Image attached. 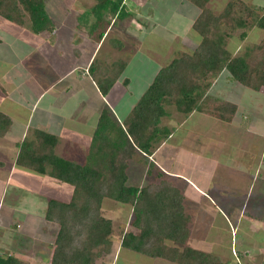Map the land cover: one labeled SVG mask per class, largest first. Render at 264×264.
<instances>
[{
	"label": "trees",
	"instance_id": "trees-1",
	"mask_svg": "<svg viewBox=\"0 0 264 264\" xmlns=\"http://www.w3.org/2000/svg\"><path fill=\"white\" fill-rule=\"evenodd\" d=\"M47 1L0 0V16L34 33L51 31L53 19ZM134 1L133 4L127 0H97L80 17L82 21L89 18L94 21L86 24L94 34L107 20H116L128 28L141 16L142 24L147 26L164 13L163 0ZM187 1L199 9L192 24L200 36L196 49L191 54L179 52L160 68L123 123L103 110L84 161L57 155L54 151L57 137L38 128L31 129L18 143L17 164L72 186L69 200L50 197L44 210V220L58 226L50 264H94L111 251L113 221L103 214L102 208L106 198L128 205L133 211L134 229L123 234L122 248L177 264H229L219 254L190 244L193 217L184 206L180 188L167 180L140 187L128 183L129 161L143 153L150 154L154 144L172 132L162 124V117L168 114L165 105L175 106L181 114L199 112L229 123L238 106L208 93L213 80L226 71L253 92H262L264 88V36L239 53L228 48L237 30L241 29V39L246 38L250 28L264 30V12L258 13L239 0L243 5L240 7L238 1L231 0L217 14L207 7L209 0ZM115 41L116 49L124 47L122 40ZM127 64L124 59L106 66L97 60L91 64V72L99 75L97 83L103 94H107ZM11 125V117L0 109V137L9 132ZM150 163L152 174L158 167L154 161ZM158 170L159 177L163 176L164 171ZM12 226L18 228L19 222ZM242 253L239 251L237 256ZM0 264L29 263L13 254H0Z\"/></svg>",
	"mask_w": 264,
	"mask_h": 264
},
{
	"label": "rangeland",
	"instance_id": "rangeland-1",
	"mask_svg": "<svg viewBox=\"0 0 264 264\" xmlns=\"http://www.w3.org/2000/svg\"><path fill=\"white\" fill-rule=\"evenodd\" d=\"M59 1H47L50 13L57 8ZM66 1L74 4L72 11L75 8L76 13L77 11L80 13L84 9L83 7H93L97 0ZM133 1L128 0V2ZM229 1L231 0H209L207 7L218 14ZM234 1L236 3L238 1L240 7L243 6L240 3L242 1V3L257 10L258 13L264 12V0ZM162 2L165 3L164 13L153 19V21L158 19L161 22L155 31L161 36L164 35L162 33L169 32L170 28L172 29L177 25L180 29L174 28L173 32L175 35L181 36L180 34L191 28L189 25L193 13L198 12L199 9L187 0H163ZM60 9L61 6L55 10ZM79 20L81 21V19ZM8 22V20L6 22L4 18L0 17V30L10 31V23ZM162 26L164 30H161ZM190 31L186 33L187 37L181 36L180 38L172 33L166 34L170 37L166 41V45H169L170 49L174 48L180 52L181 41L179 42V40L184 39L188 46H194L195 43L190 36L194 35V38L198 40H200V36L193 28ZM47 32L48 30L44 31V33ZM240 32L241 29L237 30L229 41L228 48L231 52V48H233L234 52L239 53L246 46L261 41L264 36V30L258 27L250 28L244 39L240 38ZM25 33L35 35L31 31ZM7 36L8 34L4 36L3 50L8 46ZM140 36L144 37L145 33H141ZM150 37H147V42L157 46ZM49 39L52 37H48L46 40ZM116 42L115 39L110 41L111 44ZM110 43L107 42L104 49L107 50ZM9 47H11L9 50L12 51V56L21 55L29 50L26 44L16 41L9 42ZM174 49L171 53L172 57H175ZM165 50L167 51L166 46ZM154 53H157L156 49H154ZM127 55L129 52L125 50L124 60ZM136 57L133 55L132 59ZM34 59L27 63L28 68L33 66ZM59 59L61 61L60 68L68 64L64 59ZM135 64L138 63L135 62ZM135 64H132L128 71V74L134 78L141 73ZM163 64L165 63L155 60V62H150V68L159 67ZM44 66L46 65L40 64L43 71H51L45 69ZM0 68L3 69L4 65L2 64ZM148 72L146 69L145 75ZM48 75L52 76L53 74L49 72ZM224 77L227 75L222 76L219 81L214 83L209 94L218 95L221 99L240 102V106L236 103L238 109L231 121L228 123L204 114H201V117L196 115L194 118H188L186 123L180 121L170 143L176 141L180 142V145L181 143H184L183 145L190 144L194 150L185 148L184 152H179L175 149L171 154L160 151L156 156L161 164L166 161L168 169L181 171L185 177L189 178L193 187L189 183L183 182L188 181L186 178V180L180 179V182L177 177L169 175L168 171L162 168L164 173L163 176L159 177V168H155L150 174L151 163L139 165L136 162H132L128 168V183L140 187L150 182L159 183L162 180L172 182L183 192L184 206L193 217L190 224L191 235L189 240L192 246L219 254L229 264H264V247H262L264 244V221L261 219L264 218V88L261 89L262 92H253L231 76H228L229 81H226ZM36 78L37 76L34 77L35 81ZM28 81L25 84L27 90L18 93L21 99L32 97L29 89L34 82ZM0 91H2L1 88ZM128 97L131 98L130 92ZM22 108L23 106L18 101L12 102L3 95V92L0 93V109L9 112L15 117V120H20ZM89 115L88 110H84L79 119H87ZM180 116L183 117L182 114L175 112L172 120H167L165 123L173 128L174 123L178 124L176 120ZM100 117L95 124V131L99 126ZM106 122L107 119H104V123ZM7 134L0 137V254L6 256L13 253L29 264H50L53 240H55L58 226L46 222L40 212L45 209L43 207H46L50 197L64 201L69 200L72 186L65 181L17 164L18 149L14 144H8ZM71 134L73 133L71 132ZM86 136L85 133L84 135L78 134L75 136L76 138L73 134V137L69 139L63 136L62 139L57 138V145L61 144L62 148L68 149L73 160L82 162L88 156L89 150L78 149L77 142L85 139L86 143L88 140ZM188 137V141H185ZM15 138L17 139V137H11L10 140L15 141ZM199 144H202V147L198 148ZM168 146L164 147L163 150H166ZM58 152L60 155H66L65 151L59 150ZM67 159L71 160V155H67ZM171 164L172 167H170ZM102 208L103 214L113 221L111 234L113 245L111 251L98 258L94 264H177L122 248L123 234L134 229L131 225L132 208L110 198L103 200ZM240 213L243 215L239 216ZM34 215L37 216V219L43 218L44 220V224L41 223L42 226L38 228V233H36V229L33 233L24 231L27 226L22 225L21 222L18 230L12 229L11 226L15 222L21 219L23 221ZM250 219L257 221L255 223L260 229L258 232L255 233L250 228L251 222H248ZM49 238H52L50 242ZM259 247L262 248L258 249ZM251 250L256 252L254 257ZM239 251H243L242 256H237Z\"/></svg>",
	"mask_w": 264,
	"mask_h": 264
},
{
	"label": "crops",
	"instance_id": "crops-1",
	"mask_svg": "<svg viewBox=\"0 0 264 264\" xmlns=\"http://www.w3.org/2000/svg\"><path fill=\"white\" fill-rule=\"evenodd\" d=\"M58 3L59 5L57 8L61 6V9L56 11L55 9L57 8H55L50 13L53 19V29L47 33L41 32L35 33V35H30L29 33H25L30 31L26 27L15 24L9 20L10 31L7 32L6 30H0V67L2 64L4 65L3 69L0 68V88L2 89L0 93L3 92V95L7 99L12 100V102L18 101L23 106L20 120H15L14 116L9 112H5L12 119L11 128L6 136L9 138V140L7 139L8 144H14L17 149L18 143L23 140L28 132L33 128H38L61 139L63 136L69 139L73 137V134L75 137L78 136V134L80 135V133L82 135L85 133L87 134V142L85 143V139L77 142L79 145L77 148L82 149L83 151L89 150L95 131V124L102 111L105 109L108 110L112 119L118 121L120 124L128 118L131 111L153 82L160 68L167 65L174 58L171 54L174 48L170 49L169 45H166V41L170 39L166 34L172 33L178 38L181 36L187 37L186 33H188V31L191 32L190 30H192L193 20L199 13L198 9V12L193 13V18L189 25L191 28L180 34L181 36L175 35L173 32L174 28L180 29L177 25L172 29L170 28L169 32L162 33L164 35L159 36L160 34L155 31V28L158 27L161 22L154 20L148 22V25L145 26L141 22V16L138 17L139 21L134 19L128 28L124 27L116 20H107L97 32L92 34L87 29L86 24H92L94 21L91 18L84 21L79 20L81 19L80 16L82 12L91 7H83L84 9L80 11V13L78 11L76 13L75 8L74 11H72L74 5L72 2L60 0ZM82 4L84 3L82 2ZM161 7L165 9V4H163V6L161 5ZM5 20L7 22V19ZM139 27L141 29H139ZM161 30H164L163 26ZM141 33H145V36H140ZM7 34V40H9V42H22L29 47V50L21 55L12 56L13 53L9 50L11 47L8 48L9 42L8 46L3 50L4 36ZM48 37H52V39L46 40ZM147 37H150L151 41L157 46L149 44L147 42ZM190 37L195 43L194 46H188L184 39L179 40V42L181 41L180 50L191 54L196 49L200 40L195 39L194 35ZM114 39L122 40L124 42V47L120 50L116 49L113 46V43H110V41ZM107 42H109L110 45L106 50L104 47ZM165 46L167 51L165 50ZM154 49L157 50L156 54L154 53ZM231 49L232 53H235V50L233 48ZM125 50H128L129 52V55H127L125 59L128 62L127 67L122 75L115 80L107 94H103L97 83V77H99V75L91 72V64L95 60H99L101 65L106 66L119 59H124ZM174 52L176 57L179 52L175 49ZM133 55H136L137 57L132 59ZM36 58H38V61H36ZM59 58L64 59L68 64L60 68L61 61ZM32 59H34L33 66L28 68L27 63ZM155 60L165 64L159 67L150 68V62H155ZM135 62L138 64H135ZM40 64L46 65L44 68L51 71H43L40 68ZM132 64H135V66L141 70L140 75L136 78L131 74H128ZM146 69L149 72L145 75ZM49 72L53 75L49 76ZM224 75H227V77H224L225 80L229 81L228 76H230V74L224 71L218 78L213 80L208 93L212 89L214 83L219 81ZM36 76L37 78L35 81L34 77ZM28 80L34 82L29 89L32 97L30 99H21L19 98L18 93L27 90L25 84L29 82ZM129 92L131 93L130 99L128 97ZM215 96L219 97L218 95ZM232 102L238 103L240 106V102L237 100H232ZM164 108L168 114L162 117V124L170 127L165 121L172 120L174 113L180 112L172 105H165ZM84 110H88L90 115L87 119L81 120L79 119L80 114ZM201 114L204 113L192 112L188 115L182 114L183 117L180 116L178 118L179 120H176L178 124L174 123L173 128L170 127L172 132L167 138L156 142L150 154L143 153V156H135L132 158L129 161V166L132 162H136L139 165H147L151 161H154L158 168H162L165 171L167 170L169 175L177 177L180 182V179H188V181L183 182H187L192 186V182L189 178L185 177L181 171L168 169L166 161L161 164L156 156L160 151L170 154L173 153L175 149L179 152H184L185 148L193 151L194 148L190 144L183 145L184 143H181L180 145V142H170L174 138L173 134L177 130V126L180 125V121L186 123L188 118H194L196 115L201 117ZM184 122L183 124H185ZM71 132L73 134H71ZM194 135L193 131V137ZM11 137H17V139L15 138V141H11ZM188 139L189 137L185 141H188ZM167 145H169L168 148L163 150ZM197 147H202V144H199ZM59 150L65 151L66 155H60L58 152ZM54 151L57 155L66 159L67 155H71V160H73L71 152H68V149L66 148H62L61 144H56ZM170 167H172V164ZM43 208H45V206ZM44 210L45 209L40 212L43 217ZM241 215L243 214L240 213L239 216ZM18 222L19 226L20 222L22 225L27 226L24 228V231H29L31 233L35 232L34 229H36V233H38V228L44 224L43 218L37 219V216L35 215L29 216L23 221L21 219ZM248 222H251L249 225L252 231H255L256 233L260 230L255 223L257 221L250 219ZM33 225L36 226L34 227ZM11 227L12 229H15L13 226ZM15 230H18V228ZM51 239L52 238L48 239L49 242ZM262 247H264V244ZM262 247H259L258 249ZM243 249L246 248L243 247ZM251 251L254 257L256 252L254 253L253 250Z\"/></svg>",
	"mask_w": 264,
	"mask_h": 264
}]
</instances>
